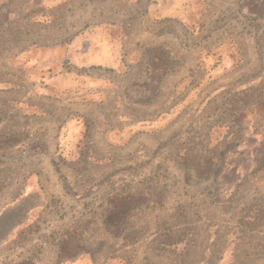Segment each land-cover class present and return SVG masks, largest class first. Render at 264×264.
Masks as SVG:
<instances>
[{
  "label": "rangeland",
  "instance_id": "1",
  "mask_svg": "<svg viewBox=\"0 0 264 264\" xmlns=\"http://www.w3.org/2000/svg\"><path fill=\"white\" fill-rule=\"evenodd\" d=\"M119 2L0 0V264H264V3L249 11L257 22L227 19L214 35L248 53L242 82L184 89L182 106L131 107L137 118L169 114L136 153L57 154L54 124L4 105L16 96L4 84L30 87L36 53L50 54L43 46L70 34V23L112 19ZM103 47L96 39L71 55L77 65L98 63ZM46 58L43 69L54 68ZM99 127L94 119L93 141Z\"/></svg>",
  "mask_w": 264,
  "mask_h": 264
},
{
  "label": "crops",
  "instance_id": "2",
  "mask_svg": "<svg viewBox=\"0 0 264 264\" xmlns=\"http://www.w3.org/2000/svg\"><path fill=\"white\" fill-rule=\"evenodd\" d=\"M259 1L264 3L261 0H123L126 9L121 2L113 4L109 8L112 19L89 23L85 18L80 24L70 23V34L43 46L50 54L36 53L38 67L33 68L38 70L26 82L30 87L4 84V94L16 92L15 97H4V105L16 106L21 112L25 107L30 108L35 117L54 124L57 154L136 153L143 138L164 130L163 122L169 114L137 118L131 107L182 106L189 99V94H182L184 89L199 93L205 87L211 86L215 91L242 82L248 53L243 54L232 36L215 39L214 35L230 24L226 23L227 19L257 22L260 14L255 20L249 18V11L257 9ZM85 7L81 4L80 10ZM223 10L233 11L235 15L219 16L217 12ZM124 12H128L127 16ZM94 39L104 44L100 61L77 65L72 49L79 48L78 53L83 54L90 50ZM45 57L52 60L50 64L54 68L43 69ZM92 71L100 74L94 76ZM23 90L27 94L25 98L20 97ZM136 90L145 91L143 97L136 96ZM165 90L170 91L167 98L157 103L160 91ZM29 98L55 108L49 112L41 104L30 103ZM196 102L197 106L202 104L200 98ZM189 104L195 105V97ZM90 107L95 108L93 115ZM94 119L101 123L99 141H93L90 135ZM45 128L38 127L40 131Z\"/></svg>",
  "mask_w": 264,
  "mask_h": 264
}]
</instances>
